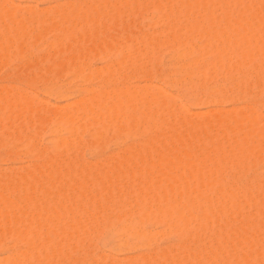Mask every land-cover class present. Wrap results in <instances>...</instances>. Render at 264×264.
<instances>
[{
    "label": "bare ground",
    "instance_id": "bare-ground-1",
    "mask_svg": "<svg viewBox=\"0 0 264 264\" xmlns=\"http://www.w3.org/2000/svg\"><path fill=\"white\" fill-rule=\"evenodd\" d=\"M14 1L0 0V68L23 64L21 86L74 100L43 108L33 91L1 86L0 148L40 162L0 173V264H264V176H251L264 166V0H65L43 11ZM160 46L195 60L160 74ZM97 51L107 63L94 69ZM65 75L95 87L70 97L55 86ZM132 77L195 92V106H245L187 119L175 96L132 88ZM44 131L63 157L42 146ZM131 134L142 142L78 162ZM150 223L163 231L147 233ZM107 233L144 252L122 263L97 254ZM166 235L175 249L157 248Z\"/></svg>",
    "mask_w": 264,
    "mask_h": 264
},
{
    "label": "rangeland",
    "instance_id": "rangeland-1",
    "mask_svg": "<svg viewBox=\"0 0 264 264\" xmlns=\"http://www.w3.org/2000/svg\"><path fill=\"white\" fill-rule=\"evenodd\" d=\"M16 1H18V2H21V3H19L20 5L22 4L23 5V7L25 8V7H27L28 5L29 6H31V5H35L34 7H36L37 8V10H38V8H40V9H42V11L44 10L43 8H45V9H47L48 8V5L50 6V5H52V4H55V3H61L62 4V2H65V0L63 1V0H57V1H55V2H48V1H38L37 2V0H35V1H33V0H16ZM16 1H14L15 2V4H16ZM27 1V2H26ZM111 1H115V2H120V1H123V0H111ZM18 2H17V5H18ZM57 3V4H58ZM61 4H58V5H61ZM19 5V6H20ZM21 5V6H22ZM42 7V8H41ZM50 7H53V5L52 6H50ZM18 9V8H17ZM19 9L20 10H23L24 11V9H21L20 7H19ZM41 11V10H40ZM149 11V10H148ZM147 11V13H151L150 11L148 12ZM149 14H147V16L149 17L150 15ZM155 13H152L151 14V16L153 15V17L154 16H156V15H154ZM138 20H140V19H138ZM145 21H147V20H142L141 21V23H140V21L138 22V25L140 26V24H142L143 25V22L145 23ZM147 23V22H146ZM146 25V24H145ZM143 25V26H140V27H148L149 25H150V23L148 22V26L146 25ZM159 28H161V27H159ZM158 28V30L160 31V29ZM145 29H147V28H145ZM162 29L163 28H161V31H162ZM45 42H47V40L45 41ZM42 44L44 45V42H42ZM160 48H161V50H160ZM160 48L158 49V52L157 51H155L156 52V57L158 58V60H160V62H158L159 63V73L160 74H163V75H172V74H174V72H175V66H176V64H179L180 62H182V63H187V64H190L189 62H192V61H194L195 60V56H193V55H187V56H185L183 59H182V61H179L178 60V58H177V54L179 53V52H177V51H169L168 49H166L164 46L163 47H161L160 46ZM43 50V51H42ZM45 50V47L43 48V49H41L37 54H38V56H41L42 58H43V55H44V57L47 55V53H46V50ZM95 52V51H94ZM92 53L91 55V61H89V63H90V65H91V67L92 68H94V69H99V67H103V64L104 65H106V63L107 62H104V60H102L101 61V59H102V56L100 55L101 54V52L100 51H97L98 52V54H97V52L96 53ZM155 52H154V54H155ZM41 53V54H40ZM55 53V52H54ZM100 53V54H99ZM49 55L51 54V53H48ZM158 54V55H157ZM171 54H173V55H171ZM51 55H53V52H52V54ZM50 55V56H51ZM55 55V54H54ZM59 55V54H58ZM57 54L55 55V56H51L50 58L53 60V58H55V57H57L58 56ZM98 55V56H97ZM160 55V56H159ZM170 55V56H169ZM48 56V55H47ZM61 55H59L58 57H60ZM207 56V55H206ZM155 57V58H156ZM157 58H156V60H157ZM47 59H48V57H47ZM56 59V58H55ZM89 59V60H90ZM157 60V61H158ZM165 60V61H164ZM49 61H50V59H49ZM20 62V61H19ZM172 62V63H171ZM14 63V62H13ZM16 63L18 64V61L16 60L15 61V65H16ZM21 63V62H20ZM13 64V66H15ZM21 65V64H20ZM19 64H18V66L16 67V69L15 70H17L18 68H20L19 66H20ZM165 66V67H164ZM173 66V67H172ZM21 67L22 68H24V65L22 64L21 65ZM22 68H20V69H22ZM12 67L10 68V67H4V68H0V90H1V86H2V89L4 88V89H8L9 91L11 90V86H9V85H14V86H12L13 87V89H15V90H11V92L12 93H15V92H20V88L21 87H23V89L25 90L26 88L24 87V86H21L20 85V80H21V78H22V75H21V73H19L18 71H21L20 69L18 70V71H15ZM26 69V68H25ZM24 69V70H25ZM14 70V71H13ZM23 70V73H25L26 71H24ZM27 70V69H26ZM170 70H171V72H170ZM9 73V74H8ZM165 73V74H164ZM60 77L58 76L57 78H56V89H59V90H62V91H64V92H66V94L67 95H69L70 97H73L74 95H75V93L78 91V90H80V89H89V88H91V87H93L92 86V84L90 85V84H85V83H83V82H81V81H79L78 79H76L74 76H72V75H65V76H61V78L59 79ZM74 78V79H73ZM132 80V83H131V81H130V85H132L131 87L133 88H139V87H142V86H144V85H142L143 83L146 85H155L154 87H161V88H159V89H161V90H163V91H165L166 90V93L168 94L169 93V95L171 96V95H173V96H175V97H173V98H175L180 104H182L183 106H184V109L186 108V111L184 112V110L183 109H178L177 111H178V113L181 115H184V118L186 117H188L187 119H191V120H197V115L196 114H200L201 115V112H202V114L203 115H208V114H212L213 112H215V113H220L218 110L219 109H221L222 108V113L224 114V113H226L227 111H231L229 108L231 107H234L235 109H237V107L239 108V107H241L240 105H243V107L245 106L244 105V103L242 104V102H238L239 104H237L236 102H235V104L234 103H232V102H226V103H220V104H218V105H216V106H214V109H213V107H212V109L210 108V107H207V106H204V105H202V106H195V104L196 103H198L197 102V99L199 98V97H197L196 98V95H197V93H195V92H192V91H188V92H179L178 90H173V89H168V88H165L164 87V85L162 84V83H158L157 81H151V83H150V80H145V79H140V78H138V77H135V78H131ZM80 82V83H77V82ZM65 82V83H64ZM4 83V84H3ZM135 83V84H134ZM67 84V85H66ZM72 84V85H71ZM3 85H5L4 87H3ZM136 87H135V86ZM137 85H138V87H137ZM140 85H142V86H140ZM6 86H9L10 87V89H9V87H6ZM20 86V88L17 90V88H15V87H19ZM163 86V87H162ZM6 87V88H5ZM81 87V88H80ZM95 87V86H94ZM190 87V86H189ZM165 90H164V89ZM28 92L29 91H33V93L35 94V96H36V98H32L33 96H30V94H32L33 95V93H30V94H28L30 97H29V99L32 101V102H35V104H38V106H43V108H45V107H47V106H49V108L51 107V106H53V105H55V106H60L61 108L63 107V105H65L66 103L67 104H69V103H72V101L74 100V99H70V100H68V101H70V102H66V101H61V100H59V99H57L56 97H54V96H43L42 95V93H41V90H42V87L41 86H38V87H36V89L34 90H30V89H26ZM15 91V92H14ZM22 91V90H21ZM34 96V97H35ZM28 97V96H27ZM43 100V101H40L39 102V100ZM44 100H45V102H44ZM42 102H43V105H39V103L40 104H42ZM195 102V103H194ZM49 103V104H48ZM241 103V104H240ZM46 104H48V105H45ZM66 104V105H67ZM55 106H53L54 108H55ZM51 108V109H54V108ZM59 107V108H60ZM41 108V107H40ZM48 108V107H47ZM219 108V109H218ZM223 108H224V110H225V108H226V110L224 111L223 110ZM233 108V109H234ZM242 108V107H241ZM229 109V110H228ZM260 110L261 109H259L258 110V113L259 114H263V112H264V110L262 111L261 110V113H260ZM199 111V112H198ZM218 111V112H217ZM183 112V113H182ZM187 112V114H186V116H185V114L184 113H186ZM190 112V113H189ZM212 112V113H211ZM194 113H196L195 115H193ZM214 113V114H215ZM189 114V115H188ZM191 114V115H190ZM181 115V116H182ZM199 115V116H200ZM195 116V117H194ZM262 116H264V115H262ZM192 117H193V119H192ZM259 117H261L260 115H259ZM262 118V117H261ZM239 122V121H238ZM260 122V121H259ZM261 123H262V120H261ZM261 123H259V127L260 128H262L263 130H264V126L263 125H261ZM259 128V130H261ZM263 130H261V131H263ZM30 131H32V130H30ZM44 134H42V137H41V144H42V146L45 148V149H47V152H48V154L50 155V156H52L51 154H55V155H60L59 157H63L64 156V154H65V152H64V154H63V151H65L64 150V148H53V140L52 139H54L55 138V135H54V137L52 136H49V134L47 133V132H43ZM132 135V134H131ZM86 137L88 136V135H85ZM135 135H132V136H123L122 138H120V136H119V138L121 139V140H123V142H121L120 141V139H119V141L118 142H116V141H112V142H109V143H107V144H105L104 146H102L101 148H100V150L97 152V154L95 153L94 155H92V154H90V153H88V151H86V150H84V149H82V152H80L81 153V155L79 154V158H80V156H81V158L79 159V158H77V159H79L78 160V162H81L82 161V163H86V164H90V163H92V164H94L95 162H97V163H100L99 161H103V160H105L107 157H113V156H115L118 152L119 153H121L120 151L124 148V146L125 147H127V146H131V145H133L134 146V143L135 142H137L138 141V139H140V143L142 142L141 140V138H139V137H137L136 138V136L134 137ZM49 137H51V138H49ZM63 137V136H62ZM86 137H84V139L86 140ZM51 141H50V140ZM48 140V141H47ZM87 140H88V137H87ZM82 142H83V140H82ZM84 142H86V141H84ZM120 143V144H119ZM138 143V142H137ZM137 143H135V146H136V144ZM139 143V144H140ZM80 144H81V142H80ZM22 145H24V143L22 144ZM21 145V146H22ZM77 145H79V142H78V144ZM138 145V144H137ZM43 147H42V149H43ZM58 149V150H57ZM119 149V150H118ZM61 150V151H60ZM84 150V151H83ZM22 152V153H21ZM4 153V154H3ZM27 152H26V150L25 149H21V151H20V155L19 156H16L15 154H10V155H8L7 154V152L5 151V149H3V148H0V173H8L9 171H12V173H13V171H15V172H18V173H21L23 170H24V166H25V168H26V166L28 167V165L30 164L31 166L30 167H33V165L35 166V165H37L36 163H38V162H40L39 161V159H38V157L37 156H29L28 154H26ZM118 153V154H119ZM7 154V155H6ZM63 154V155H62ZM84 156H83V155ZM90 154V155H89ZM114 154V155H113ZM62 155V156H61ZM109 157V158H110ZM11 158V159H10ZM34 158H37L38 160H35ZM2 159H4V160H2ZM99 159V160H98ZM108 159V158H107ZM87 161H89L88 163H87ZM101 161V162H102ZM31 163H33V164H31ZM84 163V164H85ZM21 165V166H20ZM18 166V167H17ZM11 167H12V169H11ZM22 168V170L20 171V169ZM17 169H18V171H17ZM15 172H14V174H15ZM18 173H16V174H18ZM2 174V175H3ZM256 177H262V176H264V166H263V163L262 164H259L258 166H257V168L255 169V171H253L252 173H251V176H253V175ZM155 225V226H154ZM148 228V229H147ZM163 227L162 226H160V225H157V224H154V223H150V224H146L145 225V227H144V230L147 232V233H149V234H152L153 232L152 231H154L155 232V230H156V232L159 234V233H161L162 231H163V229H162ZM159 229V230H158ZM159 231H161V232H159ZM156 232H155V234H156ZM262 234H264L263 232L261 233V235ZM167 236V235H166ZM264 237V236H263ZM177 237L176 236H174V235H168L167 237H162V238H159V240H158V244H157V248L159 247V248H162V249H164V248H166V246H167V248H168V246H169V248L171 247V245H172V247L173 246H177V244H178V238L176 239ZM102 241V242H101ZM165 241V242H164ZM97 250H96V253L97 254H102L103 253V255L104 254H106V255H104V256H107L108 254L110 255V256H112V258L115 256L116 257V259H117V261H119L120 260V263H122L123 261H124V259L126 260V259H128V258H132V257H135L138 253H142V252H144V250H142V249H134V248H130V249H127V250H121V248H119L118 247V244H117V236L114 234V233H107V234H104V235H102V236H100L99 238H98V240H97ZM102 243V244H101ZM101 244V245H100ZM171 244V245H170ZM175 244V245H174ZM206 245V244H205ZM102 246V247H101ZM116 246V247H115ZM176 247H173V248H171V249H175ZM151 251H153V250H151ZM115 252H117V253H115ZM120 252V253H119ZM146 252V251H145ZM5 256V254L4 253H0V257L1 258H3L2 256ZM129 255V256H128ZM133 255V256H132ZM223 255H225V254H223ZM222 255V256H223ZM109 256V257H110ZM118 256V257H117ZM122 258H121V257ZM127 256V257H126ZM124 257V258H123ZM223 257H225V256H223ZM123 260V261H122Z\"/></svg>",
    "mask_w": 264,
    "mask_h": 264
}]
</instances>
